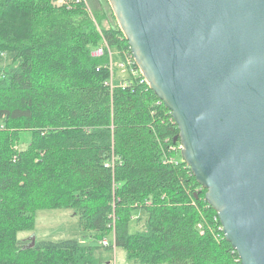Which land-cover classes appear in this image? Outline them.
<instances>
[{
  "label": "trees",
  "instance_id": "1",
  "mask_svg": "<svg viewBox=\"0 0 264 264\" xmlns=\"http://www.w3.org/2000/svg\"><path fill=\"white\" fill-rule=\"evenodd\" d=\"M93 13L87 0H0V264H105L114 247L134 264H241L137 64L107 83L109 55H91L102 37L115 62L132 52L114 14L104 27ZM43 209L74 210L84 236L19 239Z\"/></svg>",
  "mask_w": 264,
  "mask_h": 264
},
{
  "label": "water",
  "instance_id": "2",
  "mask_svg": "<svg viewBox=\"0 0 264 264\" xmlns=\"http://www.w3.org/2000/svg\"><path fill=\"white\" fill-rule=\"evenodd\" d=\"M108 1L225 239L264 264V0Z\"/></svg>",
  "mask_w": 264,
  "mask_h": 264
},
{
  "label": "rangeland",
  "instance_id": "3",
  "mask_svg": "<svg viewBox=\"0 0 264 264\" xmlns=\"http://www.w3.org/2000/svg\"><path fill=\"white\" fill-rule=\"evenodd\" d=\"M88 4L94 12L102 11L104 23L103 26L115 25L116 22L113 18V10L108 0H87ZM56 4H58L56 2ZM96 9V10H95ZM115 16V15H114ZM95 18V17H94ZM116 18V17H115ZM119 25V24H118ZM116 76H123L127 73V70L119 67L116 62L114 65ZM140 215V222L136 224V221L131 225V230L135 231L140 229L141 225L146 221V214L142 212ZM84 230L81 226L80 219L74 215V210L71 209H43L37 212L35 228L33 231H22L19 233V239L27 240L29 236L35 235L36 239H60V238H78L84 236ZM102 261L105 264H134L127 260L126 250L121 247H116L114 250H102Z\"/></svg>",
  "mask_w": 264,
  "mask_h": 264
},
{
  "label": "built area",
  "instance_id": "4",
  "mask_svg": "<svg viewBox=\"0 0 264 264\" xmlns=\"http://www.w3.org/2000/svg\"><path fill=\"white\" fill-rule=\"evenodd\" d=\"M99 30H100V28H99ZM106 54L109 55V61L106 64V66L110 69V73H111L110 79L108 80L107 83L113 88L114 87V81H115V75H116L115 74V70H114V65H115L116 62L114 60V53L111 50L108 42L106 41L105 37H102L101 44L92 50L91 55L94 56V57L100 58V57L105 56ZM117 63L119 65V67H121L122 69H125V70L131 69L132 72L135 73V70L133 69V65L136 62H135V59L133 57V54L132 55H126L125 56V59L123 61H120V62H117ZM170 147H171L170 150L172 152H174V153H177L178 151H181V149H182V145H181L180 142H177L176 144L171 145ZM165 160L168 161V162H170V163H173V162L176 161V158H175V156H171L170 158H166ZM219 228L223 231V227H222L221 222H220V227ZM109 240H110L109 238H105V239H103L101 241V243L104 246H108L110 244L109 243L110 242ZM114 251H115V247H114ZM108 264H109V262H108Z\"/></svg>",
  "mask_w": 264,
  "mask_h": 264
}]
</instances>
